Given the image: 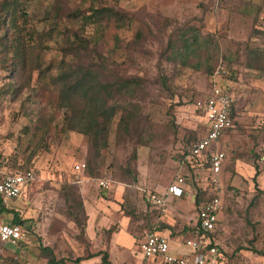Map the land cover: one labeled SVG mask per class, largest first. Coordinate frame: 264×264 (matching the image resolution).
Instances as JSON below:
<instances>
[{
    "label": "rangeland",
    "instance_id": "obj_1",
    "mask_svg": "<svg viewBox=\"0 0 264 264\" xmlns=\"http://www.w3.org/2000/svg\"><path fill=\"white\" fill-rule=\"evenodd\" d=\"M23 2L18 28L30 48L27 60L38 55L40 67L26 63L13 70L11 57L2 63L0 51V169H32L36 180L23 188L25 199L17 209L27 242L19 250L9 248L18 252L5 253L9 264H48L42 248L50 249L56 260L78 264L76 259L109 254L112 240L117 258L134 250L116 244L121 230L135 245L155 226H166L172 238L187 235L195 218L191 202L184 198L159 218L156 212L148 213L143 191L162 192L182 173L187 189L199 188L190 170L179 164L187 146L203 135L204 120L195 104L209 95L211 77L166 59L168 40L190 27L216 39L217 67L223 70L219 84L233 100L234 126L214 148L226 156L216 247L227 264H264L259 254L264 251V162L258 161L264 147V72L247 66L249 48L264 50V0H100L132 19L122 29L111 22L100 31L96 50L111 76L104 74L105 80L138 78L142 86L131 101L116 97L110 103L118 105L117 112L106 142L97 147L65 125L70 110L58 108V88L52 81L63 58V41L96 36L93 27H83L81 21L66 17L58 22L55 7L72 12L89 2ZM123 109L136 113L127 132L119 128ZM80 163L86 165L83 173L74 171ZM197 171L205 174L201 168ZM99 180H108L109 189L99 188ZM84 188L85 214H101L95 215L102 223L91 236L84 228ZM12 218L0 213V223ZM131 240L124 237L120 242L127 248ZM135 260L140 262V256Z\"/></svg>",
    "mask_w": 264,
    "mask_h": 264
},
{
    "label": "trees",
    "instance_id": "obj_2",
    "mask_svg": "<svg viewBox=\"0 0 264 264\" xmlns=\"http://www.w3.org/2000/svg\"><path fill=\"white\" fill-rule=\"evenodd\" d=\"M23 1H0V51L4 53L2 63L9 62L7 58L10 56L13 70L17 67H23L26 63H33V68L39 69L40 57L38 55L31 57L29 59L31 61L27 60L29 55L27 50L30 48L27 49L29 46L24 44L17 24V15L24 11ZM87 1L89 2L88 7H78L72 12L68 9L63 10L59 6L55 7L53 16L58 22H61L64 18L66 19V17L73 21H81L83 27L92 26L96 36L91 38L75 36L74 41L69 38L63 41L64 47L61 48L63 58L57 66L58 73L52 81L58 88V108L66 111L70 110V114L65 117V125L69 124L73 131L88 136L94 147H97L106 142L112 119L117 112L118 105H111L110 103L116 97L124 101H131L141 90L142 85L138 78L115 77V79L107 82L104 74L111 77L109 68L105 58L96 50L101 38L100 31H103L106 25L113 22L116 28L122 29L131 24V16L114 7L101 5L100 0ZM38 45L40 46V42ZM166 50L169 52V56L166 57L169 61L178 62L184 67L202 71L209 77L213 75L218 66L219 45L216 39L211 35H202L198 29L193 27L181 29L176 36L171 37L168 40ZM98 60L102 62L99 64ZM247 66L250 69L264 72V50L249 48L247 50ZM161 80L165 84L166 77L161 76ZM198 111L203 118L202 112ZM231 117L234 119L233 104ZM135 118L136 113L123 109L119 128L127 132ZM230 130H227L225 134ZM185 152L182 154L180 161H183L186 155ZM206 156L209 157V153H206ZM204 165L207 164L204 163ZM85 170L86 165L83 172ZM89 171L91 172V170ZM224 196L223 194V205ZM183 199L184 197L181 198V200ZM193 200L192 205L196 214H198L199 209L209 198L206 191L197 188ZM145 206L149 209V214L155 213L147 204ZM4 211V208L0 205V213ZM7 212L13 215L8 224L20 226L22 221L20 216L14 210H7ZM157 215L159 217L160 214ZM166 229V226L161 225L157 229L153 227L149 233H161ZM216 234L217 229L211 236L216 239ZM213 244L216 245V241ZM41 252L48 264H65L66 260H56L50 249L42 248ZM259 254L264 256V251L259 252ZM99 255H101L100 264H110L108 252ZM79 261V259L75 260V262ZM9 262L10 260L6 256L2 264H9Z\"/></svg>",
    "mask_w": 264,
    "mask_h": 264
},
{
    "label": "built area",
    "instance_id": "obj_3",
    "mask_svg": "<svg viewBox=\"0 0 264 264\" xmlns=\"http://www.w3.org/2000/svg\"><path fill=\"white\" fill-rule=\"evenodd\" d=\"M223 70L217 67L210 80V92L203 100L195 104V108L203 114L205 127L203 135L186 148V155L182 166L193 170L201 168L205 173V183L202 191H206L209 198L199 209L197 224L193 233L185 237L182 245L190 253L183 254L174 251L169 237L161 233H147L139 241L138 248L144 259H158L163 264H227L225 258L213 244L215 239L211 236L216 231L219 215L223 208V194L221 176L226 156L217 151L215 146L232 129L234 121L231 117L233 100L229 91L219 84ZM209 153V157L206 156ZM259 162H264V147L259 154ZM204 163L207 165L205 166ZM85 164L74 166V171L83 172ZM34 170L0 169V202L9 206L16 202L23 194V188L34 182ZM98 187L108 190L110 182L99 180ZM182 198L184 189L179 183H171L164 193L156 191H143L144 202L154 212L165 215L167 212L166 197ZM23 240L22 230L19 225L0 224V264L4 262L7 247H15Z\"/></svg>",
    "mask_w": 264,
    "mask_h": 264
},
{
    "label": "crops",
    "instance_id": "obj_4",
    "mask_svg": "<svg viewBox=\"0 0 264 264\" xmlns=\"http://www.w3.org/2000/svg\"><path fill=\"white\" fill-rule=\"evenodd\" d=\"M204 120V119H203ZM204 127H205V121H204ZM217 146V145H216ZM216 146H215V148H216ZM181 163L179 164L180 166H182V162L183 161H180ZM183 168V167H182ZM184 169V168H183ZM184 171V170H183ZM78 173V172H77ZM80 173V172H79ZM81 173H83V172H81ZM183 174V173H182ZM182 174H180V176H178V178H177V180L176 181H173V182H171V183H179L180 185H181V187L184 189V198L186 199H188V204L191 202V205H192V202L194 201L193 200V198H194V195H195V192H192V189L191 188H186V185L183 183V177H182ZM189 176L191 177V179H192V181H193V183H195L196 184V186L197 187H199V188H202V186L204 185V183H205V178H206V175L205 174H200L199 172H197V173H195L193 170H190L189 171ZM36 180V179H35ZM35 182V181H34ZM83 183V182H82ZM97 183H98V181H97ZM170 183V184H171ZM86 185V184H85ZM169 186V185H168ZM167 186V187H168ZM82 190V192H81V195H82V200H81V203H82V208H83V214L84 215H86V226H85V232H86V235H88V236H91V235H93L94 234V230H95V228L97 229V227H99V225L102 223V221L100 222L99 221V219L98 218H96L97 216H95L96 214H98V216L99 217H101V214L99 213L100 212V210H96V211H98V212H93V213H87V214H85V209H86V204H87V201H86V197H85V192H86V189L84 188V189H81ZM166 190V189H165ZM165 190H163L162 192H160V193H164L165 192ZM189 191V192H188ZM24 197H20L16 202H14V203H12V204H10L9 206H5V205H3L1 202H0V205L4 208V212H6V213H8L7 212V210H13L14 209V211H15V213L17 214V215H19V213H18V208H20V206H21V204H23L22 203V201H24ZM181 201H183V200H181V198L179 199V198H173L172 196H167L166 197V206H167V208H170L174 203H178V202H181ZM145 203V202H144ZM193 206V205H192ZM85 207V208H84ZM194 208V207H193ZM95 211V210H94ZM148 211H149V209H148ZM12 215V214H11ZM12 217H13V215H12ZM21 219V218H20ZM197 214H196V211H195V218H193V220H192V226H190L189 228H187L186 229V233L185 234H187L186 236H182V235H180L178 238L176 237V238H172L171 237V233H169V232H167V231H164V232H161V234H163L164 236H167V237H169V239H170V241H171V244H172V247L174 248L173 250L174 251H178L179 253H183V254H189L190 253V251L187 249V248H185L183 245H182V241H183V239L185 238V237H187V236H189L191 233H193V231H194V228H195V226H196V224H197ZM11 221V220H10ZM10 221H8V222H1L0 224H8V223H10ZM23 223H24V221L22 220L21 221V225H23ZM21 225H20V227H21ZM98 225V226H97ZM155 229H157L158 228V226H155L154 227ZM21 230H22V227H21ZM184 234V235H185ZM22 235H23V240L17 245V246H15L16 247V249H18L19 250V247H20V245H23V244H25L26 242H27V240H25V236H24V233H23V230H22ZM124 237H130L132 240V243L130 242V243H128V245H127V248H126V245H123L120 241H121V239L122 238H124ZM117 242H118V246H121V247H123V249H124V251L125 250H129V249H132V247L134 246V250L133 251H131V252H128V254L126 253V251L125 252H122L119 256H117V258L115 257H113L114 256V254L112 255V253H113V250L115 249L114 248V244H113V240H112V242H111V244H110V252H109V255H111V260L109 259V263L110 264H163V262L162 261H160V260H158V259H144L143 257H142V255H141V253H140V251H139V248H138V244H139V242H138V244L137 245H135L134 244V239H133V237H131L130 235H128V234H126L125 233V231H123V230H121V231H119L118 233H117V238H116V244H117ZM9 248H11V247H7L6 249H7V253H8V255H16V254H18V252L16 253V254H14V253H12L11 251H10V249ZM114 248V249H113ZM17 250V251H18ZM130 251V250H129ZM120 253V252H119ZM7 256V255H6ZM137 256H140V262H138V261H136L135 260V258L137 257ZM101 263V255H95V254H93V256H91V257H89L88 259L87 258H84V259H82V260H80L79 261V263L78 264H100ZM65 264H71V262L70 261H65Z\"/></svg>",
    "mask_w": 264,
    "mask_h": 264
}]
</instances>
